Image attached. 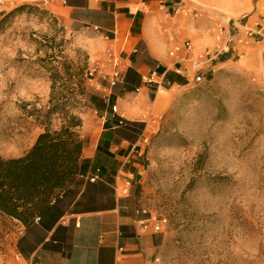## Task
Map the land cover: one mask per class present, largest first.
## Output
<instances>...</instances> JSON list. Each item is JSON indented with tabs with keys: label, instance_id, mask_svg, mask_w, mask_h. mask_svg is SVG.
I'll use <instances>...</instances> for the list:
<instances>
[{
	"label": "rangeland",
	"instance_id": "obj_1",
	"mask_svg": "<svg viewBox=\"0 0 264 264\" xmlns=\"http://www.w3.org/2000/svg\"><path fill=\"white\" fill-rule=\"evenodd\" d=\"M28 5L0 35L4 159L26 155L44 132L53 75L60 74L57 87L72 100L69 90L77 88L78 69L87 60V98H79L74 109L83 121L84 143L99 126L102 109L97 84L104 79L98 78L83 33L66 30L44 7ZM17 7L0 0V19ZM202 9L213 21L216 15ZM225 17L217 25L236 20ZM196 21L164 14L160 23L163 33H173L170 42H190L187 28ZM253 43L242 58L223 57L200 84L174 88L173 97L171 89L160 95L173 103L150 141L136 196L138 209L166 220L159 264H264V62L247 57ZM59 122L53 118L52 130ZM17 226L0 212V257L14 243Z\"/></svg>",
	"mask_w": 264,
	"mask_h": 264
},
{
	"label": "crops",
	"instance_id": "obj_2",
	"mask_svg": "<svg viewBox=\"0 0 264 264\" xmlns=\"http://www.w3.org/2000/svg\"><path fill=\"white\" fill-rule=\"evenodd\" d=\"M7 1L11 6L44 7L66 30L83 33L84 46L104 82L97 84L102 100L99 126L85 140L78 180L31 227L13 220L18 235L0 264H159L164 233L141 227L148 215L138 209L136 196L150 141L173 103L161 93L171 89L172 96L174 88L192 85L185 54L170 56L175 44L188 41L170 42L173 33H163L160 23L168 16L159 9L160 2L172 6L176 0ZM183 1L187 8H205L216 15L213 21L203 16L188 26V39L197 50L215 45L218 17L264 16V0ZM249 55L264 62V35L250 46ZM116 71L121 77L112 87ZM129 71L137 74L136 85L125 84Z\"/></svg>",
	"mask_w": 264,
	"mask_h": 264
},
{
	"label": "trees",
	"instance_id": "obj_3",
	"mask_svg": "<svg viewBox=\"0 0 264 264\" xmlns=\"http://www.w3.org/2000/svg\"><path fill=\"white\" fill-rule=\"evenodd\" d=\"M30 8L31 5H21L0 19V35L13 17L26 13ZM39 10L37 7L36 11ZM87 69L86 60L83 68L77 72V88L69 90L72 100L57 87L60 74L53 75L50 107L43 115L41 124L44 132L23 157L4 159L0 156V212L25 228L39 221L53 202L71 189L81 174L84 141L79 132L83 121L74 113V109L81 105L79 98H87ZM125 84H137L135 71L128 72ZM54 117L60 121L57 130L50 127ZM120 123L125 124L123 121Z\"/></svg>",
	"mask_w": 264,
	"mask_h": 264
},
{
	"label": "built area",
	"instance_id": "obj_4",
	"mask_svg": "<svg viewBox=\"0 0 264 264\" xmlns=\"http://www.w3.org/2000/svg\"><path fill=\"white\" fill-rule=\"evenodd\" d=\"M159 9L168 16H182L188 19L202 18L205 11L200 7L187 8L183 0H176L172 6L165 2H160ZM98 29L95 28V31ZM216 45L213 48L197 50L190 42L177 43L173 46L170 56L175 57L185 54L184 61L189 63V76L192 83L200 84L204 81L209 72H214L216 65L220 64L223 57L232 59L242 58L247 47L257 38L264 35V17H252L245 15L241 19H223L215 28ZM96 70L90 72L92 77ZM179 73H182L180 70ZM112 87H114L121 77V73L116 71L113 74ZM116 112V108H113ZM120 125H122L120 123ZM98 176L92 181H96ZM148 215L147 219L140 221L141 227L145 230L151 229L156 233L163 232L166 220L159 219L155 215H149L147 211H142Z\"/></svg>",
	"mask_w": 264,
	"mask_h": 264
}]
</instances>
